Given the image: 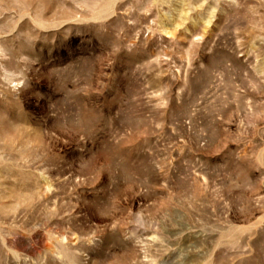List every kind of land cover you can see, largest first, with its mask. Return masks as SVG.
<instances>
[{
	"label": "rangeland",
	"instance_id": "rangeland-1",
	"mask_svg": "<svg viewBox=\"0 0 264 264\" xmlns=\"http://www.w3.org/2000/svg\"><path fill=\"white\" fill-rule=\"evenodd\" d=\"M0 264H264V0H0Z\"/></svg>",
	"mask_w": 264,
	"mask_h": 264
}]
</instances>
